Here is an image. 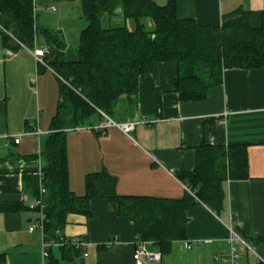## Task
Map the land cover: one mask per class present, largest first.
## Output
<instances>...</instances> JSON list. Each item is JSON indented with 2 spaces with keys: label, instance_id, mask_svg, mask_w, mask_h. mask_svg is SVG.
<instances>
[{
  "label": "crops",
  "instance_id": "obj_1",
  "mask_svg": "<svg viewBox=\"0 0 264 264\" xmlns=\"http://www.w3.org/2000/svg\"><path fill=\"white\" fill-rule=\"evenodd\" d=\"M154 1L160 6L173 2L179 18L207 26H221L226 17L246 11L259 28L264 9V0ZM35 10L40 27L64 35L65 60L77 61L76 47L93 0H35ZM35 46L48 49L41 36ZM34 47L13 38L6 44L0 34V203L18 201L27 207L36 198L26 192L24 179L37 177L46 165L42 152L57 114L61 81L47 65L36 63ZM176 79L172 63L140 77L135 113L113 120L144 122L130 136L117 128L96 131L105 116L93 127L67 132L71 191L84 196L85 177L107 171L118 179L119 196L182 200L192 192L177 174L193 172L201 145H244L248 178L225 182L224 210L217 214L199 204L188 211L187 239L173 243L159 263L147 264H264V244L257 240L264 238V69L226 70L222 85L201 102L181 101ZM31 157L36 159H25ZM90 210V218L69 215L63 232L66 242L87 244L85 250L69 245L80 253L64 244L44 247L41 232L29 231L38 219L35 211L0 213V264H48L50 253L58 264H136L132 219L120 216L107 200L92 201ZM231 229L242 242L232 244ZM148 248L157 251L151 244Z\"/></svg>",
  "mask_w": 264,
  "mask_h": 264
},
{
  "label": "trees",
  "instance_id": "obj_2",
  "mask_svg": "<svg viewBox=\"0 0 264 264\" xmlns=\"http://www.w3.org/2000/svg\"><path fill=\"white\" fill-rule=\"evenodd\" d=\"M105 17L109 24L115 17L124 24L105 27ZM261 18V26L255 28L251 13L239 11L221 26H207L179 18L173 2L160 6L154 0H93L76 47L78 59L67 62L64 35L38 25L35 0H0V24L27 48L41 36L48 48L45 63L61 80L57 114L42 152L45 243L64 244L80 253L63 239L69 215L90 218V203L107 200L120 216L132 219L138 241L153 245L164 256L173 243L187 239L188 211L199 204L217 214L224 210L225 182L248 178L244 145H201L193 172L177 174L192 192L182 200L119 196L118 179L107 171L87 175L85 195L79 197L70 188L67 132L93 127L104 116L115 120L120 102L127 100L135 107L140 77L161 65L177 66L175 91L183 102L204 101L212 88L222 85L226 70L264 69V9ZM12 38L5 35L6 44ZM24 180L26 192L39 198L38 176ZM26 211L31 210L22 202L0 203V213ZM257 240L264 244V238ZM48 257V264H58L51 253Z\"/></svg>",
  "mask_w": 264,
  "mask_h": 264
},
{
  "label": "built area",
  "instance_id": "obj_3",
  "mask_svg": "<svg viewBox=\"0 0 264 264\" xmlns=\"http://www.w3.org/2000/svg\"><path fill=\"white\" fill-rule=\"evenodd\" d=\"M0 34L6 35L10 38L11 35L8 33V31L0 24ZM32 54L36 60V63L38 65H45V57L48 54V49H44V48H38V47H34ZM106 117V123L101 124L100 126L94 128L96 131H105L108 128H117L118 130H120L122 133H124L126 136H130L131 133H133L137 126L139 124H142L144 122H137V121H132V122H124V123H116L115 121H113L112 119H110L109 117ZM41 132L40 131H34L32 132V135H40ZM15 143L19 144L20 143V138L15 139ZM38 178H39V198L35 199V201L28 203V208L32 211H35L38 213V219L37 221L32 224L29 228L30 232H35V231H40L41 234L44 236V222L46 219L45 216V204L43 201V197L46 195V188L44 187V172L43 170H40L37 174ZM186 189L188 191H190V189L186 186ZM191 192V191H190ZM231 233V242L232 244L237 242L240 243L242 242L241 238L237 235V233L231 229L230 230ZM66 242V241H65ZM66 243H69L68 241ZM48 244V246L52 245L53 243H45L44 247H46V245ZM70 244H73V246H75L77 249L80 250H85L87 247V244L82 241V240H75L73 242H70ZM61 245V244H59ZM148 243L146 242H142V241H138L136 243V249H135V255H134V259H135V263L136 264H147V263H159L162 260V254L158 251L155 250H150L148 248ZM238 250L237 248H233V254H234V258H238ZM47 257V254L44 253V257ZM85 256H87L85 254ZM260 262L264 263V260H260Z\"/></svg>",
  "mask_w": 264,
  "mask_h": 264
},
{
  "label": "rangeland",
  "instance_id": "obj_4",
  "mask_svg": "<svg viewBox=\"0 0 264 264\" xmlns=\"http://www.w3.org/2000/svg\"><path fill=\"white\" fill-rule=\"evenodd\" d=\"M104 26L105 27H117V26H121L124 24L123 21H113L112 23L109 24L108 22V18L105 17V19L103 20ZM130 26V25H129ZM52 95H51V99H52ZM133 111L135 110V107L132 108V106L130 107V105H128L125 102H120V104L116 107V116H115V120L116 121H121L122 119H127L128 117H131L133 115Z\"/></svg>",
  "mask_w": 264,
  "mask_h": 264
}]
</instances>
